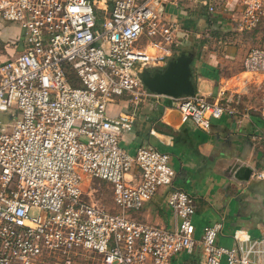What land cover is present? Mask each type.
<instances>
[{
  "label": "built area",
  "instance_id": "obj_1",
  "mask_svg": "<svg viewBox=\"0 0 264 264\" xmlns=\"http://www.w3.org/2000/svg\"><path fill=\"white\" fill-rule=\"evenodd\" d=\"M109 1L0 0V19L23 31L0 51V264H171L198 242L203 264L224 257L264 264L253 256L264 239L244 230L231 248L216 244L222 217L197 239L196 200L174 184L168 152L146 145L130 154L121 146L142 104L164 96L144 84L142 71L165 66L189 34L167 17L175 14L169 7L185 17L191 9H181L183 0ZM185 1L208 14L222 3L240 31L264 23V0ZM243 67L264 73V47L249 49ZM171 98L181 120L202 130L238 112L197 92ZM122 100L128 110L110 116L109 105ZM92 178L112 184L121 213L100 206L91 191L84 199ZM161 186L170 191L172 230L128 216Z\"/></svg>",
  "mask_w": 264,
  "mask_h": 264
},
{
  "label": "crops",
  "instance_id": "obj_2",
  "mask_svg": "<svg viewBox=\"0 0 264 264\" xmlns=\"http://www.w3.org/2000/svg\"><path fill=\"white\" fill-rule=\"evenodd\" d=\"M194 6L203 9L204 18L212 19L213 25L209 22L212 29L224 28L222 16L210 14L212 17H209L204 7ZM191 15L189 12L186 17L188 23L190 18L195 17ZM198 20H203V17ZM8 25L10 30L16 26L12 23ZM7 33L8 36H15L12 30ZM189 37L188 34L185 43ZM206 47L195 45L199 50ZM207 50H203L205 53L201 52L200 57L192 50H183L194 54L192 68L197 93L206 96L209 101L222 99L223 103L232 105L221 96L224 90L222 67L216 59H210L214 54ZM234 53L231 52L232 55ZM128 108V101L122 100L110 104L108 114L115 116ZM175 109L172 98L165 95L143 103L134 130L125 133L121 139L122 146L129 148L132 153L127 152L130 154H135L138 148L146 145L170 154V165L176 172L174 184L192 194L196 200L193 222L199 241L204 227L214 224L221 217L223 227L216 239L217 245L234 246V233L238 229L246 231L252 240H263L264 178L253 173L264 172V116L236 108L238 112L235 115L225 113L221 118L212 120L209 130H202L193 120L183 122L180 112L179 116L174 115ZM243 166L252 169L249 180L241 179L242 174L238 170ZM166 197L164 190L160 197L153 198L141 209L143 222L175 228L174 214L172 217L170 211L163 207ZM259 249L262 253L256 252L253 256L264 261V242L260 243ZM203 260V245L198 242L193 253H177L171 264H203ZM222 264H228L225 257Z\"/></svg>",
  "mask_w": 264,
  "mask_h": 264
},
{
  "label": "rangeland",
  "instance_id": "obj_3",
  "mask_svg": "<svg viewBox=\"0 0 264 264\" xmlns=\"http://www.w3.org/2000/svg\"><path fill=\"white\" fill-rule=\"evenodd\" d=\"M219 1L220 0H218V2ZM109 2L111 4L112 0ZM220 4L218 5V9L213 13V16H222L224 18V28L212 29L213 26L207 20L208 18H204L205 15L203 14V9H201V7L196 8L194 6L197 5L196 3H190L185 0H183L181 9L185 7L187 10H190L194 6V8L190 11V14H192L191 17L194 15L195 17L192 19L190 18L189 23L186 20V17L181 13L167 16L171 21L184 24L185 29L190 31V37L187 42H184L185 44L177 48L176 56L185 49L192 50L196 53V56L198 55L199 57L201 56V52L202 54L205 53L203 50L208 49L207 51H211L214 56H211L210 59H216L222 67L221 72L225 90L223 96L224 100L228 99L234 107L242 110L243 112L255 113L264 116V73H249L246 72L243 67V60L249 49L253 47H264V23L258 25V27L253 30L240 31L231 19V11L225 7L223 8L222 6L224 5L222 3ZM206 14L207 16L212 17V15L210 16L208 12H206ZM199 17H203V20L199 21ZM8 24L11 23L0 19V51L6 47L5 45L7 42H14L23 33L19 25L12 23L17 26L11 29L15 36H8L7 32H11V30L7 28L9 27ZM196 33L200 34V37L196 36ZM195 45H205L207 47L199 50L195 48ZM207 51L206 53H208ZM10 52H12V50H10ZM231 52L235 53L232 55ZM174 115H180L177 109L174 110ZM122 147H125L124 149H126V151L132 153V151L129 150V148H126V146ZM83 189L84 199L88 201L90 200L88 193L91 191V198L100 206L105 207L107 211L111 213L122 212L121 207L115 202L113 186L111 183L98 178H92L89 180L86 179L83 183ZM164 190L167 192V202L163 207L165 210H168V212L170 211L171 216L174 217L172 208L168 204L170 191L166 186L159 187L154 198L157 199L160 197ZM140 211L141 210H133L128 214V216L132 219L143 222ZM173 222H175V218H173ZM173 224L174 223H172V225ZM168 228L170 230L173 229L172 227ZM203 234L200 240L202 239Z\"/></svg>",
  "mask_w": 264,
  "mask_h": 264
},
{
  "label": "water",
  "instance_id": "obj_4",
  "mask_svg": "<svg viewBox=\"0 0 264 264\" xmlns=\"http://www.w3.org/2000/svg\"><path fill=\"white\" fill-rule=\"evenodd\" d=\"M170 12L178 13V10L169 7ZM194 54L182 51L176 57L170 59L160 69H144L141 73L144 84L153 92L169 97L191 96L196 94L197 87L194 81L192 64ZM241 179L249 180L252 174L250 167H240Z\"/></svg>",
  "mask_w": 264,
  "mask_h": 264
},
{
  "label": "trees",
  "instance_id": "obj_5",
  "mask_svg": "<svg viewBox=\"0 0 264 264\" xmlns=\"http://www.w3.org/2000/svg\"><path fill=\"white\" fill-rule=\"evenodd\" d=\"M209 22L213 25V22L211 21L212 19L208 18ZM216 26V25H215ZM216 29V27H215ZM176 57V56H175Z\"/></svg>",
  "mask_w": 264,
  "mask_h": 264
},
{
  "label": "flooded vegetation",
  "instance_id": "obj_6",
  "mask_svg": "<svg viewBox=\"0 0 264 264\" xmlns=\"http://www.w3.org/2000/svg\"><path fill=\"white\" fill-rule=\"evenodd\" d=\"M162 68V67H161ZM160 69V68H159Z\"/></svg>",
  "mask_w": 264,
  "mask_h": 264
}]
</instances>
